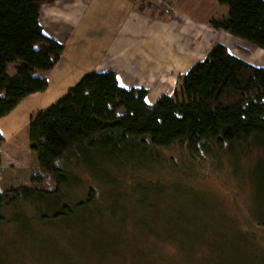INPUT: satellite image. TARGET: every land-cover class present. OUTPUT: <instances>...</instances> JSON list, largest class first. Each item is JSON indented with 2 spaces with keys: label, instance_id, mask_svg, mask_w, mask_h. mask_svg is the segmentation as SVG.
I'll return each mask as SVG.
<instances>
[{
  "label": "trees",
  "instance_id": "16d2710c",
  "mask_svg": "<svg viewBox=\"0 0 264 264\" xmlns=\"http://www.w3.org/2000/svg\"><path fill=\"white\" fill-rule=\"evenodd\" d=\"M54 1L0 0V118L48 87L44 72L54 67L64 43L44 33L39 13L42 4ZM217 1L227 6V16L212 18L210 25L264 50V0ZM180 78L179 88L150 104L147 88L122 86L110 69L90 71L31 115L29 147L39 173L30 184L0 189V226L8 221L4 209L15 204L34 206L32 219L44 223L82 222L85 212L99 211V202L118 214L133 183L124 179L157 165L163 148L178 146L192 161L264 149V66L216 42ZM4 140L0 132V147ZM44 178L53 187H40Z\"/></svg>",
  "mask_w": 264,
  "mask_h": 264
},
{
  "label": "rangeland",
  "instance_id": "374dc122",
  "mask_svg": "<svg viewBox=\"0 0 264 264\" xmlns=\"http://www.w3.org/2000/svg\"><path fill=\"white\" fill-rule=\"evenodd\" d=\"M136 1L139 8L164 12L156 0ZM184 1L177 0L179 6ZM189 1L197 3V9L189 6L196 13L204 9L206 14L216 13L218 19L227 16V6L218 8L215 1ZM170 2L175 12L166 14H177ZM54 27L50 31L60 38L69 24ZM222 34L221 40L231 50L252 65L264 66L263 49L230 33ZM71 50L64 53L60 65L45 72L49 81L45 91L26 96L0 118L5 139L0 147V189L30 184L39 173L29 147L31 115L55 103L70 84L100 63L94 56L77 64L81 57H72L70 53L76 52ZM117 78L124 87L155 83L137 72H119ZM181 82L180 76L174 78V88ZM178 98L185 100L182 95ZM147 101L154 100L149 96ZM119 114L128 120L123 109ZM161 154L157 165L124 179L133 183L118 214L112 215L99 202V211L85 212L82 222L44 223L32 219L34 206L6 207L3 213L8 221L0 226V264H264V226L257 221L264 220V149L255 147L233 157L206 155L201 161H192L178 146L163 148ZM38 185L51 188L54 184L44 178ZM103 196L110 204L108 194Z\"/></svg>",
  "mask_w": 264,
  "mask_h": 264
},
{
  "label": "crops",
  "instance_id": "0c3cea01",
  "mask_svg": "<svg viewBox=\"0 0 264 264\" xmlns=\"http://www.w3.org/2000/svg\"><path fill=\"white\" fill-rule=\"evenodd\" d=\"M212 1L221 7L217 0ZM172 3L177 14L167 15L161 10L139 8L136 0H56L41 5L39 21L47 36L64 43L56 67L72 47L76 53L69 52L71 56L81 57L77 64L86 58H98L100 63L91 71L110 69L116 75L137 72L148 76L155 82L151 87L146 83L134 86L147 88V98L152 100L160 93L171 94L174 78L187 74L216 42L247 61L221 40L222 33L228 31L210 25L212 18L218 19L216 13L206 14L204 9L196 13L189 6L197 9V3L195 6L189 0L183 6L177 0ZM59 24H69L60 38L50 31Z\"/></svg>",
  "mask_w": 264,
  "mask_h": 264
},
{
  "label": "built area",
  "instance_id": "2783aa9c",
  "mask_svg": "<svg viewBox=\"0 0 264 264\" xmlns=\"http://www.w3.org/2000/svg\"><path fill=\"white\" fill-rule=\"evenodd\" d=\"M156 1L165 13L172 14L175 12L170 0H156Z\"/></svg>",
  "mask_w": 264,
  "mask_h": 264
}]
</instances>
